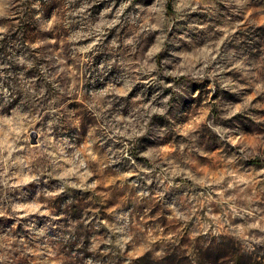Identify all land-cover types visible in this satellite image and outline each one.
<instances>
[{
  "label": "rangeland",
  "instance_id": "374dc122",
  "mask_svg": "<svg viewBox=\"0 0 264 264\" xmlns=\"http://www.w3.org/2000/svg\"><path fill=\"white\" fill-rule=\"evenodd\" d=\"M0 264H264V0H0Z\"/></svg>",
  "mask_w": 264,
  "mask_h": 264
}]
</instances>
